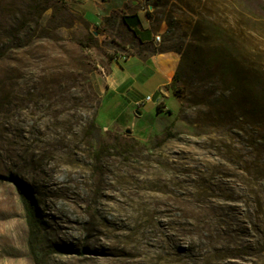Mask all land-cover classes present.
<instances>
[{
    "label": "rangeland",
    "instance_id": "rangeland-1",
    "mask_svg": "<svg viewBox=\"0 0 264 264\" xmlns=\"http://www.w3.org/2000/svg\"><path fill=\"white\" fill-rule=\"evenodd\" d=\"M55 1L0 7V264H34L9 175L42 202L45 264H264V0H140L156 43Z\"/></svg>",
    "mask_w": 264,
    "mask_h": 264
},
{
    "label": "crops",
    "instance_id": "crops-1",
    "mask_svg": "<svg viewBox=\"0 0 264 264\" xmlns=\"http://www.w3.org/2000/svg\"><path fill=\"white\" fill-rule=\"evenodd\" d=\"M72 6V10L78 13L90 26L98 25L111 14L125 17L123 28L128 33L136 34V38L143 43H156L155 32L151 28L145 12L138 7L140 0H62ZM142 26V30L138 27ZM145 29V30H144ZM159 34V33H157ZM156 45V44H155ZM176 58L173 52L153 54L145 62L146 70L153 77L155 73L160 76L159 83L155 86L154 93L162 86L168 84L172 77L167 74V61ZM178 63V62H177ZM173 75V74H172ZM146 94L140 96L153 95ZM151 103V102H146Z\"/></svg>",
    "mask_w": 264,
    "mask_h": 264
},
{
    "label": "trees",
    "instance_id": "trees-1",
    "mask_svg": "<svg viewBox=\"0 0 264 264\" xmlns=\"http://www.w3.org/2000/svg\"><path fill=\"white\" fill-rule=\"evenodd\" d=\"M5 0H0V7L8 6L4 4ZM22 7L15 6L14 4V11L24 12L25 16H33L36 15L37 18H40L41 15L50 8H53L54 11L60 8L58 2L55 0H18ZM10 5V4H9ZM59 6V7H58ZM64 10L67 9L66 6H61ZM5 9V8H0ZM124 17V21H125ZM38 26V24H37ZM175 52L181 54V59L177 68V71L173 77V84L177 85L181 81L182 73L188 69L190 65V60L187 57L186 52H182L181 49L176 50ZM223 65V64H222ZM175 93L179 96V88H176ZM164 105L160 103L158 105V110L161 111V108ZM5 179L12 183L20 197L22 202L23 208L26 213L27 221H28V229H29V239L28 245L31 254V258L34 264H45L46 253L44 248L42 247V235H43V224H42V217L39 215V209L42 202L35 198L36 192L34 191L33 187H29L25 183L21 182L18 178L14 177L13 175H9L5 177ZM47 254H52L57 251L56 249H48ZM82 253V252H80Z\"/></svg>",
    "mask_w": 264,
    "mask_h": 264
},
{
    "label": "built area",
    "instance_id": "built-area-1",
    "mask_svg": "<svg viewBox=\"0 0 264 264\" xmlns=\"http://www.w3.org/2000/svg\"><path fill=\"white\" fill-rule=\"evenodd\" d=\"M154 39H155L156 42L161 41V35H160V34H156L155 37H154ZM145 101H146V102H152V101H153V100H152V96H147V97L145 98Z\"/></svg>",
    "mask_w": 264,
    "mask_h": 264
},
{
    "label": "water",
    "instance_id": "water-1",
    "mask_svg": "<svg viewBox=\"0 0 264 264\" xmlns=\"http://www.w3.org/2000/svg\"><path fill=\"white\" fill-rule=\"evenodd\" d=\"M137 114H138V115H141V113H140L139 111H137ZM126 133H127V134H131V133H132V130L127 129V130H126Z\"/></svg>",
    "mask_w": 264,
    "mask_h": 264
}]
</instances>
